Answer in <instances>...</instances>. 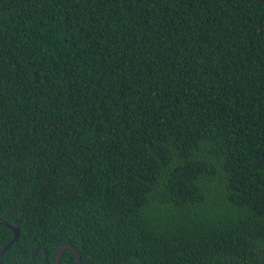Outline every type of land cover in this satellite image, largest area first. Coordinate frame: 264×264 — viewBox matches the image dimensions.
Instances as JSON below:
<instances>
[{
  "label": "trees",
  "instance_id": "obj_1",
  "mask_svg": "<svg viewBox=\"0 0 264 264\" xmlns=\"http://www.w3.org/2000/svg\"><path fill=\"white\" fill-rule=\"evenodd\" d=\"M0 219L2 264H264V0H0Z\"/></svg>",
  "mask_w": 264,
  "mask_h": 264
},
{
  "label": "water",
  "instance_id": "obj_2",
  "mask_svg": "<svg viewBox=\"0 0 264 264\" xmlns=\"http://www.w3.org/2000/svg\"><path fill=\"white\" fill-rule=\"evenodd\" d=\"M0 224L3 225L4 227L10 229L12 232H13V238L10 242H8L3 248L2 250L0 251V257L2 255H4L9 249L10 247L18 241L19 237H20V230L19 228L15 227V226H12L11 224L5 222L4 220L0 219ZM71 250L74 254H75V257H76V263L77 264H82L81 262V254L80 252L78 251V249L73 246L72 244L70 243H64L62 245H60L57 249V252H56V257H55V262L54 264H60V261H61V258H62V255L64 253L65 250ZM0 264H2V261L0 260Z\"/></svg>",
  "mask_w": 264,
  "mask_h": 264
}]
</instances>
